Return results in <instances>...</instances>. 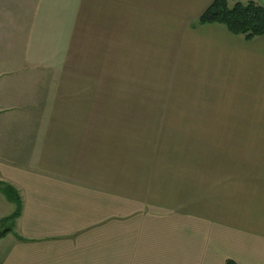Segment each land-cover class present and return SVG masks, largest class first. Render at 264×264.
Masks as SVG:
<instances>
[{
  "label": "crops",
  "instance_id": "1",
  "mask_svg": "<svg viewBox=\"0 0 264 264\" xmlns=\"http://www.w3.org/2000/svg\"><path fill=\"white\" fill-rule=\"evenodd\" d=\"M215 1L0 0V264H264V36L199 25ZM159 87L192 149L133 128Z\"/></svg>",
  "mask_w": 264,
  "mask_h": 264
},
{
  "label": "rangeland",
  "instance_id": "2",
  "mask_svg": "<svg viewBox=\"0 0 264 264\" xmlns=\"http://www.w3.org/2000/svg\"><path fill=\"white\" fill-rule=\"evenodd\" d=\"M18 1V0H15ZM23 0H19L21 2ZM28 9L25 7L17 8L18 14L21 16L27 17ZM148 90V89H147ZM186 89H172V88H163L159 87V89H150L148 90V94H150V116H156L157 113L151 114L153 112H158L159 114L161 111L165 115H170L169 117L162 118V119H149L142 121L143 124L141 126V121H135L134 124H139L138 126L135 125L133 128H138L136 130L138 133L140 132V128H145V132L147 133L148 128V137L150 141L153 139L152 134L154 129L158 128L164 135L160 133L161 143L164 145H173L174 147L182 146V149L188 145L192 149V126H194L195 121L192 124L191 120H183L180 118L175 119L173 115L181 116L184 115L182 112L191 111L192 109V94L186 92ZM158 93L161 96H157ZM146 94V92H145ZM179 112V113H178ZM192 116V111L189 113ZM182 117V116H181ZM142 129V130H143ZM194 130V129H193ZM175 136H171L172 134ZM191 134V135H189ZM173 138V140H171ZM179 144V145H174ZM3 194L0 193V217L1 216H8L11 214L14 206L6 204L3 200ZM8 227L7 224H2L0 222V232L6 230Z\"/></svg>",
  "mask_w": 264,
  "mask_h": 264
},
{
  "label": "trees",
  "instance_id": "3",
  "mask_svg": "<svg viewBox=\"0 0 264 264\" xmlns=\"http://www.w3.org/2000/svg\"><path fill=\"white\" fill-rule=\"evenodd\" d=\"M198 24L223 26L230 34L252 41L264 36V8L255 1L246 4L236 2L230 6L227 0H216L199 19ZM0 192L9 203L17 207L14 214L4 220L13 221L21 212L20 196L10 185H1ZM9 233V229L0 232V239ZM227 264L235 263L230 261Z\"/></svg>",
  "mask_w": 264,
  "mask_h": 264
}]
</instances>
